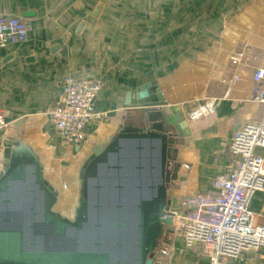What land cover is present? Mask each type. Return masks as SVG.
<instances>
[{
  "label": "crops",
  "instance_id": "1",
  "mask_svg": "<svg viewBox=\"0 0 264 264\" xmlns=\"http://www.w3.org/2000/svg\"><path fill=\"white\" fill-rule=\"evenodd\" d=\"M0 15L20 16L29 27L26 41L0 47V111L9 122L1 138L8 131L19 136L49 173L63 171L68 189L74 168L108 143L119 124L139 123L125 97L145 83L156 84L168 103L158 118L169 132L164 192L174 207L212 189L239 158L230 150L235 132L264 116V103L252 92L253 71L264 67V0H0ZM239 53L241 61L233 63ZM236 74L241 78L227 84ZM67 75L102 79L96 106L109 111L80 145L63 143L45 113ZM205 99H215L213 112L190 119ZM256 151L264 156V148ZM250 208L264 224V191L254 193ZM183 240L174 229L168 234L170 259L210 264ZM230 264H264V248Z\"/></svg>",
  "mask_w": 264,
  "mask_h": 264
},
{
  "label": "water",
  "instance_id": "2",
  "mask_svg": "<svg viewBox=\"0 0 264 264\" xmlns=\"http://www.w3.org/2000/svg\"><path fill=\"white\" fill-rule=\"evenodd\" d=\"M167 105L156 84L127 93L125 106L139 123L119 124L74 168L70 195L38 151L8 131L0 163V264H155L154 250L173 230L172 216L163 217L174 208L163 197L169 132L158 118Z\"/></svg>",
  "mask_w": 264,
  "mask_h": 264
},
{
  "label": "built area",
  "instance_id": "3",
  "mask_svg": "<svg viewBox=\"0 0 264 264\" xmlns=\"http://www.w3.org/2000/svg\"><path fill=\"white\" fill-rule=\"evenodd\" d=\"M29 27L17 16L0 15V47L24 42ZM243 53L232 56L238 64ZM241 77L236 74L226 83L231 85ZM253 99L264 103V67L252 74ZM103 88L99 78L67 75L56 94L53 106L46 110L50 126L63 143L80 145L88 137L89 126L108 120L109 111L99 109L96 100ZM215 99H205L190 113L196 120L213 112ZM9 122L0 111V157L2 136ZM264 148V116L260 122H249L237 130L230 141V150L239 158L225 175H218L212 189L182 199L177 207L164 214L173 219V229L184 239L185 249L196 247L207 256L210 264H230L248 252L264 248V224H257V214L250 208L252 197L264 191V156L256 149ZM171 246L164 247L155 264H176Z\"/></svg>",
  "mask_w": 264,
  "mask_h": 264
},
{
  "label": "rangeland",
  "instance_id": "4",
  "mask_svg": "<svg viewBox=\"0 0 264 264\" xmlns=\"http://www.w3.org/2000/svg\"><path fill=\"white\" fill-rule=\"evenodd\" d=\"M19 17H20V16H19ZM20 18H21V17H20ZM21 19H22L23 21H25V22L27 21V20H25L24 18H21ZM26 23H27V22H26ZM27 24H28V23H27ZM65 144H66V143H65ZM65 146H67V145H65ZM48 151H49V150H48ZM48 151H46V152L48 153ZM131 155H132V156L134 155L133 152H131ZM53 157L55 158V156H53ZM48 159H49V158H48ZM49 163H50L49 166L52 167V170H54V171H58V165L55 163V161L52 160V161H50ZM67 164H68V161L65 162V163H62V165L59 166V170H63V169H65L66 167L64 168V166H66ZM60 168H61V169H60ZM56 174H57V173L53 174V176H54V177H53V180H54V181H57L56 176H55ZM62 174H63V171H62ZM62 174L60 173V174H57V175H59V176H58L59 178H62V177H60ZM67 189H68V186H67ZM67 191L69 192V195H70V189H68ZM163 197H165V192H163ZM163 197H162V199H163ZM69 199H70V198H69ZM69 199L66 201L67 204L65 203V204L67 205L66 207L69 206V204H68ZM177 232H178V231H177ZM179 234H180V233H179ZM180 236H181V234H180ZM178 237H179V236H178ZM181 237H182V236H181ZM182 238H183V237H182ZM178 240H179V242H180V238H179ZM183 241H184V240H183ZM182 245H183V243H182ZM184 245H185V244H184Z\"/></svg>",
  "mask_w": 264,
  "mask_h": 264
},
{
  "label": "trees",
  "instance_id": "5",
  "mask_svg": "<svg viewBox=\"0 0 264 264\" xmlns=\"http://www.w3.org/2000/svg\"><path fill=\"white\" fill-rule=\"evenodd\" d=\"M165 242H166V241H163V240H162V241H161V244L158 245V246L156 247L155 252H157V254H156V255L154 254V260L157 258V256L159 255V253L162 251V249H163L164 246L166 245Z\"/></svg>",
  "mask_w": 264,
  "mask_h": 264
},
{
  "label": "flooded vegetation",
  "instance_id": "6",
  "mask_svg": "<svg viewBox=\"0 0 264 264\" xmlns=\"http://www.w3.org/2000/svg\"><path fill=\"white\" fill-rule=\"evenodd\" d=\"M84 164V163H83ZM82 164V165H83ZM82 165L80 166V168L82 167ZM71 202V197H70V199H69V201H68V204ZM67 206V205H66ZM161 241H162V239H160V243L158 244V245H160L161 244ZM156 250V249H155ZM155 250H154V254L156 255L157 254V252H155Z\"/></svg>",
  "mask_w": 264,
  "mask_h": 264
},
{
  "label": "bare ground",
  "instance_id": "7",
  "mask_svg": "<svg viewBox=\"0 0 264 264\" xmlns=\"http://www.w3.org/2000/svg\"><path fill=\"white\" fill-rule=\"evenodd\" d=\"M1 158H2V154H1V157H0V162H1Z\"/></svg>",
  "mask_w": 264,
  "mask_h": 264
}]
</instances>
